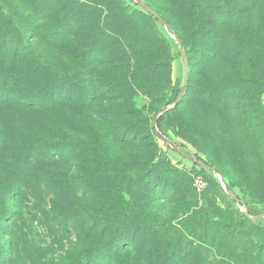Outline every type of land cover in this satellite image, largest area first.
Wrapping results in <instances>:
<instances>
[{
	"label": "rangeland",
	"instance_id": "obj_1",
	"mask_svg": "<svg viewBox=\"0 0 264 264\" xmlns=\"http://www.w3.org/2000/svg\"><path fill=\"white\" fill-rule=\"evenodd\" d=\"M79 1L83 4L78 16L103 29L107 49H120L112 60L102 58L103 65L93 74L89 70L87 77L82 48L87 36L74 31L73 20L63 16L77 0H0V11L11 9L30 30L31 49L64 70L78 71L85 79L84 91L92 97L89 106L62 99L53 112H23L7 102L0 104V137L19 146L0 152V195L7 192L8 212L0 220V230L7 232H0L1 251L7 253L8 243H13L11 264L85 262L97 239L83 209L101 211L106 207L101 194L107 191V202L118 199L110 210L117 213L121 204L116 192L123 189V200L130 205L126 215L136 211L132 205L139 208L157 240L152 244L148 239L138 256L120 253L111 264H264V228L239 220V207L228 204L207 169L146 136V127L149 133L153 115L171 97L173 86L184 82L181 58L171 59L177 46L160 40L148 22L118 0ZM142 1L171 23L190 54L187 95L164 122L170 140L232 180L236 195L244 189L248 207L264 212V124L259 107L264 104V0H233L239 5L235 9L229 0ZM194 3L203 11L205 32L193 28ZM157 27L163 28L160 23ZM8 35L15 33L0 17V43ZM11 37L7 42L13 47ZM230 40L257 45L261 54L247 62L233 53ZM139 61L145 71L137 67ZM21 67L30 69L26 63ZM246 89L255 93L247 97ZM31 143L60 144L70 160L37 157L25 168V150ZM160 152L178 173L170 178L169 171L161 169L150 178L154 187L147 188L139 180ZM198 177L205 182L200 190L195 186ZM173 189L182 193L166 191ZM56 209L62 213L61 222L69 220L66 227L55 219ZM190 215L195 220L181 224ZM130 219L129 236L138 234L136 215ZM196 219L213 225L203 229ZM257 241L259 246L254 245Z\"/></svg>",
	"mask_w": 264,
	"mask_h": 264
},
{
	"label": "trees",
	"instance_id": "obj_2",
	"mask_svg": "<svg viewBox=\"0 0 264 264\" xmlns=\"http://www.w3.org/2000/svg\"><path fill=\"white\" fill-rule=\"evenodd\" d=\"M45 1L50 2L51 0ZM118 1L125 5V7L128 8V10H130L132 14L136 15L138 19L148 22L154 28V31L156 32L160 40L164 41L169 46L170 44H175L174 41L171 40L169 34L162 27L161 31L158 30L157 25L159 22L156 18L144 12L141 8L135 6L128 0ZM229 2L231 9L239 7V5L233 0H229ZM82 4L83 3L77 0L76 5H71L70 7L66 8L65 12H63V16L66 20H73V24L75 25L74 31H76L77 33H84L87 36L86 42L82 43V48L84 49V68L87 69L85 76L87 77L90 75V73H94V70L97 66L103 65L104 62L100 61L102 60V58L111 57L112 60L114 55H117V52L120 51V49L115 46L110 49H107V36L103 34V29L99 28V25L97 24H91L92 21L86 19V17L81 18L78 16V9L82 8ZM146 4L150 6V8L156 14H158L166 22L167 25H169L171 31L174 33L171 23L162 15H160L156 11V9L153 8L150 4ZM191 15L194 30L204 29L203 32H205V30L207 29L203 27L202 23H200L203 11L198 4H193L191 9ZM0 17L3 18L4 21L7 23L9 31L15 33L14 37H11L9 35L1 37L2 42L0 43V61L4 71L0 73V104L7 102L14 108L23 112H29L34 110H37L38 112H53V110L57 107L61 100L67 98H70L71 100L83 106H89L91 104L92 97L88 96V90L84 91L85 79L80 77V73L78 71L64 70L58 65L44 60L36 51H33L31 49L32 38L29 36L30 30H28L24 26L23 20L11 9L5 8L4 10L2 7L0 11ZM30 24L33 25L31 27H35V24H33L32 22H30ZM9 37L13 38L15 41L13 47H10V44L7 42ZM11 38L10 42L13 41V39L11 40ZM179 40L185 49L189 66L188 84L183 94V97L179 102L180 104L184 97L187 95L188 89L190 87L192 65L190 61L189 50L186 48V46H184L180 38ZM229 43V47L232 48V51L234 50L233 53L239 54L238 57H243L247 62H251L255 58V56L261 54L262 51L261 48L257 45L244 46L236 44L234 40H230ZM171 59H180V53L178 50H176L175 57ZM171 59L168 60V65H170ZM21 63L28 64L30 66V69L28 71L23 69L21 67ZM137 67L141 71H145V69H147L146 65L140 61L138 62ZM181 86L182 84L180 85L179 83H176L173 86L172 95L168 100L163 102V107L172 104L175 101ZM245 91L246 93H249L247 97H251L252 90L246 89ZM254 93L255 92H253L252 94ZM178 105L174 110L161 115L157 122V126L160 132L169 140L170 138L166 132V128L164 127V122L166 118L174 116V114L177 113ZM259 107L264 124V104ZM155 114L152 117V121L154 119ZM115 119L116 122L121 123V119ZM146 133V136L150 137L152 140H158L152 129V125L149 128V133L146 127ZM38 139H40L38 141H44L43 138ZM38 141L36 142L37 144L39 143ZM8 142V140L0 137V152L4 150L6 146H9L13 149L15 148V150L19 149V146L10 145ZM31 145L33 146L28 145L27 147L29 148L25 150V168H28L30 165H32L34 163L35 158L37 157L44 158L48 156L50 158H56L58 160H70L67 155V152L61 147L60 144H56L50 147H46V145L34 147V143H31ZM74 147V149H78L76 146ZM20 165H23V163L21 162L17 164V166ZM161 169L169 171L170 178H172L175 173H178L174 167H171L169 166V164L165 163L164 154L160 152L158 155L157 162L146 165L145 175L142 176L139 181L141 182V184L146 185L147 188L154 187V180L150 181V178L152 176V178L155 179V177H157L160 173ZM202 170L206 172L205 169ZM16 173L19 174L20 172L17 170ZM209 176L214 182V184L219 188L222 195L228 199V204L230 206H235V201L231 197L225 195L217 181L211 175ZM222 177L225 183L232 190L236 198L245 203L251 216H256L262 213L256 212L250 207H248L246 203L247 194L244 189L240 190L241 196L236 195L234 192L236 184L232 180L226 178L224 175H222ZM129 181L135 182L134 179H128V182ZM161 181H163V178H161ZM166 191H171V195H178L179 193H182V189L180 190V192H178L177 189ZM125 193L126 192L123 189H120V191L116 192V195L120 197L119 205L121 204V209L119 206L117 213H110V210H112L113 207L117 206V204H111L114 202H118V199L114 202H107V191L105 192V195L101 194V197L105 198V200H103V203L107 208L101 207V211H94L89 208L83 209V212L85 213L84 220L87 222L89 230L93 232L94 236L96 237L97 246L94 250L91 251L88 256V259L85 262L73 260L70 262V264H111L113 260L116 261V257H118L120 253H122L123 255L124 253L131 251L138 256L144 250V245L146 244L148 239L151 240V242L153 241L152 244L156 243L157 239L150 228L149 219L144 214H142V211L139 208H135L132 205L131 209L134 208V210L136 209V211L133 213L132 210H130L129 214L126 215L128 206L130 205L128 202H125V200H123ZM164 194L167 195V192H164ZM167 199L170 198L167 197ZM6 200L7 192L5 191L0 195V220H4L5 216L8 213L5 204ZM59 209H56L57 211L55 219L58 222H61V219L63 218L62 213L58 212ZM133 214L136 215L137 218L136 230L138 234L135 233L134 235L129 236L127 235L126 229L129 226V222L131 220L130 217L131 215L133 216ZM193 216L194 215H190L183 218L181 220V224L183 223L184 225H186L189 222L194 221L195 217ZM238 217L241 222H247L249 225L254 227L264 228V219L252 222L246 219L245 216L241 214L240 210H238ZM196 220H200L203 229H206V227L208 228V224L213 225L212 221L208 219ZM61 223L63 227H66L69 223V220H63ZM7 227L8 226L4 225V230L8 231ZM237 230L239 231V228ZM0 232L2 234L7 233L2 230H0ZM259 244V241H257L254 245L259 246ZM8 247L9 248L7 253L1 251L0 247V264H11L12 262L11 254L14 249L13 243H8ZM127 247L129 248V250H125ZM153 253H155V251H153ZM170 260H172V258L167 261Z\"/></svg>",
	"mask_w": 264,
	"mask_h": 264
},
{
	"label": "water",
	"instance_id": "obj_3",
	"mask_svg": "<svg viewBox=\"0 0 264 264\" xmlns=\"http://www.w3.org/2000/svg\"><path fill=\"white\" fill-rule=\"evenodd\" d=\"M128 1H130L135 6L141 8L144 12L148 13L149 15H152L154 18H156L158 20V22L161 24L163 29L169 34V36L171 37V39L174 41L175 45L177 46L178 51L180 53V58H181V60L183 62L185 78H184V82H183V84H182V86H181V88L179 90V93H178L175 101L172 104L166 105L163 108H161L155 114L154 119L152 121V129H153V131L155 133V136L158 138V140L163 142L165 144V146L167 148H169L170 150L178 153L179 155H181L183 158H185L189 162L193 163L194 165H198L200 167H203V168L207 169L212 174L213 178L217 181V183L219 184V186L223 190L224 194L229 196V197H231L235 201L236 205L239 207V210H240L241 214L244 215L248 220L254 222V221H257V220H260V219H264V212H262L261 214L256 215V216H251L249 214V211H248L245 203L243 201L238 200L236 198V196L234 195L232 190L229 188V186L223 180V177H222L221 174H219L212 167L206 165L204 162H202L197 157L192 156V155H188L187 153H185L179 146H177L173 141L169 140L166 136H164L160 132V130H159L158 126H157L158 119L164 113L170 112V111L174 110L177 107V105L179 104L180 100L182 99L183 94L185 92V89L187 87V84H188V73H189L187 55H186L185 49L182 46L179 38L171 31L169 25H167L166 22L150 8V6H148L142 0H128Z\"/></svg>",
	"mask_w": 264,
	"mask_h": 264
},
{
	"label": "built area",
	"instance_id": "obj_4",
	"mask_svg": "<svg viewBox=\"0 0 264 264\" xmlns=\"http://www.w3.org/2000/svg\"><path fill=\"white\" fill-rule=\"evenodd\" d=\"M195 186L198 190L203 189L205 187V182L198 177L195 181Z\"/></svg>",
	"mask_w": 264,
	"mask_h": 264
}]
</instances>
